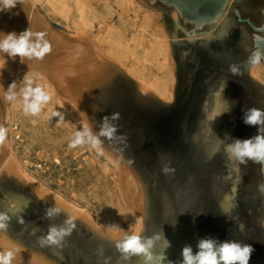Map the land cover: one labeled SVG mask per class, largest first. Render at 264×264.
Returning a JSON list of instances; mask_svg holds the SVG:
<instances>
[{"label": "water", "instance_id": "1", "mask_svg": "<svg viewBox=\"0 0 264 264\" xmlns=\"http://www.w3.org/2000/svg\"><path fill=\"white\" fill-rule=\"evenodd\" d=\"M149 1H161L173 6L184 22L194 23L196 28H201L218 22L226 13L230 0ZM236 13L239 20L247 21L256 31V48H264V36L261 35L264 33V23L257 27L249 19H243L239 10ZM111 74L106 81L90 86L91 105H85L89 110L85 109L86 120L98 132L105 116L110 118L111 114L119 113V120L112 121L117 132L111 140L102 138L104 146L127 159L147 182L144 183L150 195L151 219L143 235H164L170 242V247L162 252L166 256L164 264H179L182 260L173 257L175 243L181 244L174 233L177 218L184 212L196 213L199 210L198 201L203 198L202 193L217 194L212 195L222 204L216 212L219 223L228 226L231 220L227 217L232 200L228 183L238 182L242 165L238 164L239 171L235 170L234 176L229 177L228 166L221 162L225 160L226 163L223 145L228 135V119L223 115L214 120L199 116L190 118L188 113L185 114L187 109L165 102L155 94L143 93L138 82L124 70L119 69ZM164 164L174 168L175 173L165 175L161 171ZM261 172L264 182V164H261ZM1 180H4L9 203L2 202L4 206L0 204V211L15 214L5 232L7 235L61 264H102L104 257L111 258L110 264H118L120 253L114 244L95 238L76 219L75 229L66 238V247L56 250L59 255L54 254L51 248L41 247L37 243L38 238L47 234L50 224H62L67 218V210L49 220L45 218L46 210L59 204L41 199L25 184L2 171ZM17 217L23 220L22 224ZM161 243L157 242L158 248ZM259 247L263 252V245ZM101 248L103 256L98 252ZM262 259L258 255L251 258L249 264ZM141 260V257L134 256L130 264H141Z\"/></svg>", "mask_w": 264, "mask_h": 264}, {"label": "bare ground", "instance_id": "2", "mask_svg": "<svg viewBox=\"0 0 264 264\" xmlns=\"http://www.w3.org/2000/svg\"><path fill=\"white\" fill-rule=\"evenodd\" d=\"M35 1L30 0L29 3L32 4L31 2ZM103 1L75 0L73 2L79 7L78 11L82 16L79 22L81 28L73 32L52 30L36 11L26 16L29 3L24 7L18 4L13 8L18 18L17 22L10 27L2 22L3 11L0 12V37L11 32L19 34V25L24 22L25 15L28 19L26 29L33 32H45L46 39L52 44V52L46 54L43 60L25 59L21 62L18 56L13 60L7 54L0 53V97L13 82L17 84L19 90L23 86L25 75L38 73L42 78L40 82L51 89L55 104L71 119L72 123L79 127L87 125L91 128L85 115V109L89 111L86 107L91 105L90 86L106 81L110 73L113 75L115 71L121 69L138 82L143 93L155 94L165 101L172 100L175 76L169 40L160 26L158 30L150 32L157 22L155 12L142 9L136 0H114L117 11L121 10L120 12L126 15L133 13L132 17L120 15L122 21L120 27H116L112 20L114 7L107 0L104 3ZM59 2L64 3L66 9L67 0H59ZM87 6L91 13L90 18L86 16ZM93 19L98 20L97 26H93ZM128 32L133 34V49L139 53L135 57L136 61L130 65L126 63V58L131 47L124 37V34ZM148 65L155 67L162 75L155 76L152 72L147 76L145 69ZM253 76L263 81L258 68L253 72ZM1 101H3L5 112L0 113V126L8 129L7 146L0 147V167L3 173L25 184L41 199L61 205L95 238L105 243L114 244L112 237L117 233L109 232L113 226L120 229L118 234L120 236L136 231L143 234L146 231V225L151 219L149 190L138 171L127 159L105 147V142L101 138L103 156L115 172L114 186L119 211L135 222L134 230L125 229L121 221H114L113 224L108 221L99 223L85 207L68 202L61 195L43 187L39 180L30 174L25 161L21 159L14 147L10 123L15 115L17 103L7 106L8 104L2 98H0ZM210 118H214V113ZM93 132L95 133L94 130ZM225 158L229 160L226 154ZM233 165L234 169L238 168L237 163ZM261 245L264 247V237ZM4 247L19 249L14 264H61L41 252L32 250L5 232H0V250ZM254 264H264V259Z\"/></svg>", "mask_w": 264, "mask_h": 264}, {"label": "flooded vegetation", "instance_id": "3", "mask_svg": "<svg viewBox=\"0 0 264 264\" xmlns=\"http://www.w3.org/2000/svg\"><path fill=\"white\" fill-rule=\"evenodd\" d=\"M245 1L246 5L239 0L229 1L225 15L226 19L235 22V26L227 25L229 29L222 33L217 28L214 33L204 34L212 30L217 22L196 28L194 23L184 22L180 16L175 19L169 12L167 14L172 20L170 23L177 25L174 33L170 24L167 25L173 37L171 42L177 75L174 98L169 103L187 109L184 112L190 118H209L213 113L215 116L218 112L230 109L221 114L228 119V135L223 147L235 139L252 137L251 126L246 125L242 118L252 103L258 108L257 101L264 98V84L253 76L252 69L244 68V62L256 49V31L247 21L239 20L236 13L239 10L243 19H249L260 27L264 23V6L262 0ZM261 35L264 36V33ZM232 64L241 67L242 75H233L229 71ZM224 161L221 160L223 165L228 166L229 177H233L236 170L233 164L238 162ZM241 172L237 183H228L232 199L227 216L231 219L228 226L219 223L216 217L222 205L212 195L217 194L202 193L203 198L200 197L198 201L199 210L194 214L181 213L177 218L174 233L181 243L179 245L191 246L198 251L197 243L203 238L215 239L217 244L234 240L253 246L251 258L261 253L259 246L264 237V226L261 225L264 220V191H261L255 180L251 160L242 165ZM241 224L244 225L243 231H240Z\"/></svg>", "mask_w": 264, "mask_h": 264}, {"label": "rangeland", "instance_id": "4", "mask_svg": "<svg viewBox=\"0 0 264 264\" xmlns=\"http://www.w3.org/2000/svg\"><path fill=\"white\" fill-rule=\"evenodd\" d=\"M74 1L75 0H67V2H65V4H67L65 9L64 3L62 4L59 0H36L35 2H31L32 4L29 3L27 13H25L27 16L28 13L31 15V13L36 11L38 16H40L48 24L49 28L54 31L73 32L81 28L79 27V22L82 18L78 11L79 7L73 3ZM136 1L142 9L153 11L157 16L155 27L151 28L150 32L158 30V26H160L163 33L168 37L175 76V87L177 75L171 44L173 37L168 32L167 25L170 24L169 26L171 27L172 33L177 30V25L172 22L170 23L172 20H170V17L167 14L169 12L175 19L179 18V14L175 8L166 5L161 1ZM239 1H241L243 5H246L245 0ZM104 2H106V0H104L103 3ZM107 2L114 7L112 20L116 27H120L122 21L120 15L125 17L133 16L132 12L126 15L121 13V10L117 11V6L114 3V0H107ZM92 3L95 2L92 1ZM262 5L264 6V0H262ZM87 9L86 16L90 18L91 13L89 12L88 6ZM93 15L94 14L92 13V17H94ZM26 16L24 15V22L19 25L20 32L26 30V22L28 20ZM17 18L18 17H16L13 9L2 12V22H5L9 27L17 22ZM92 22L94 24L93 26L98 25L97 19H93ZM227 25L235 26V22L226 19V15L224 14L215 24L214 28L204 34L214 33L217 28H219L220 33L225 32L229 29ZM132 36L133 34H130V32L124 34L125 40L131 47V51L126 58V63H129V65L136 61L135 57L139 55L138 52H135L136 49H133ZM257 68L259 72H261L263 80L260 81L264 84V64L261 63L256 66L252 69V73ZM152 72L155 76L162 75V73L156 70L155 67L148 65L147 69H145V73L148 76V73ZM262 90L264 93V88ZM170 101L166 100L165 102ZM16 103L17 109L10 123L11 136L14 141V147L21 159L25 161L30 174L37 178L46 189L61 195L68 202L74 203L80 207H85L97 222L103 223L108 221L113 224L114 221H121V224L125 229L134 230L136 228L135 222H132L126 214L124 215L119 211L118 199L114 186L115 172L106 162L104 156H98L96 151L91 149L88 145L79 146L75 149L68 147L74 132L82 130V127L74 125L71 119L58 108L54 99L45 107L41 115L36 117L25 115L20 101H17ZM7 104V106H11L13 103ZM256 105L259 109H264V98L257 101ZM49 108L61 112L64 116V122L62 124L57 125L56 122L59 119L58 117L53 118L52 120L45 119V115ZM4 112L5 107L3 101H1L0 113L3 114ZM16 124H18L20 129L21 136L19 139L15 138L13 130V126ZM251 130L253 137L258 133V126H251ZM252 169L255 175V180L258 182L257 184H259L260 187L264 186L261 163L252 161ZM1 170L0 167V171ZM5 190L4 180H1L0 204L2 202L3 204L9 203ZM3 204H1L2 207L4 206ZM158 246L159 244H156L155 251L157 252L160 250ZM175 246L176 249L173 252V257L174 259L182 260L181 253L184 247L177 243H175ZM193 252L195 253L196 249H193ZM258 255L264 259V250L261 253L255 254L252 258Z\"/></svg>", "mask_w": 264, "mask_h": 264}, {"label": "clouds", "instance_id": "5", "mask_svg": "<svg viewBox=\"0 0 264 264\" xmlns=\"http://www.w3.org/2000/svg\"><path fill=\"white\" fill-rule=\"evenodd\" d=\"M30 0H0V12L10 11L18 4L23 7ZM52 52V44L46 39L45 32H33L26 29L19 34L16 32L7 33L0 37V53L7 54L13 60L18 56L21 62L27 60H43L46 54ZM264 62V48L257 47L251 52L244 68L246 70L254 69L256 66ZM229 71L233 75H242L241 67L237 64L229 66ZM41 77L38 73L25 75L23 78V86L19 88L13 82L7 90L2 93V98L5 103H16L20 101L25 115L40 116L46 106L53 100V92L44 83H41ZM227 86V81L225 82ZM225 86V87H226ZM225 87L222 88L224 91ZM230 109L215 114L213 120L224 112ZM59 118L57 125L64 122V116L58 110L49 108L45 119L52 120ZM119 113L111 114V117L105 116L100 125L98 132H93L87 125L82 126V130L74 132L68 147L75 149L79 146L88 145L95 150L98 156L104 155L101 138L111 140L117 132V127L112 121H118ZM243 122L249 126H258V133L251 138L235 139L232 143L225 145L224 151L230 161L238 162V164L246 165L249 160L264 164V109L249 108L244 112ZM8 129L0 126V147L7 146ZM239 171V168L236 169ZM161 171L165 175L174 174L175 169L169 164H164ZM264 191V186L261 187ZM66 213V209H62L59 205L49 208L45 212V218L51 220L56 215ZM13 213L0 211V232H7L10 226V220ZM18 218L19 223L23 220ZM74 216L67 213V218L62 224H50L48 232L38 238L37 243L41 247L51 248L54 254L57 249L66 247V238L71 236L76 227ZM264 226V221H261ZM240 231L244 230V225L241 224ZM109 232L117 233L113 236L114 246L117 252L120 253V261L118 264H130L132 257H141V264H164L166 256L162 254L170 247V242L159 233L146 237L139 231L132 234L125 233L123 236L118 235L120 229L113 226ZM157 242L160 244L159 252L155 251ZM195 253L191 246H185L182 249V261L179 264H249L254 248L250 244H243L234 240H225L221 244H217L215 239L203 238L197 243ZM99 255L103 256V249L98 250ZM19 253L18 248L4 247L0 250V264H14V260ZM110 257H104L102 264H110Z\"/></svg>", "mask_w": 264, "mask_h": 264}, {"label": "built area", "instance_id": "6", "mask_svg": "<svg viewBox=\"0 0 264 264\" xmlns=\"http://www.w3.org/2000/svg\"><path fill=\"white\" fill-rule=\"evenodd\" d=\"M13 130H14L15 138L19 139L21 134H20V129H19L18 124L13 126Z\"/></svg>", "mask_w": 264, "mask_h": 264}]
</instances>
